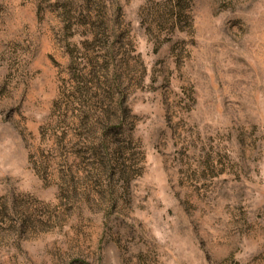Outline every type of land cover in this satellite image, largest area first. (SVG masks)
I'll list each match as a JSON object with an SVG mask.
<instances>
[{
  "label": "rangeland",
  "instance_id": "374dc122",
  "mask_svg": "<svg viewBox=\"0 0 264 264\" xmlns=\"http://www.w3.org/2000/svg\"><path fill=\"white\" fill-rule=\"evenodd\" d=\"M0 264H264V0H0Z\"/></svg>",
  "mask_w": 264,
  "mask_h": 264
}]
</instances>
